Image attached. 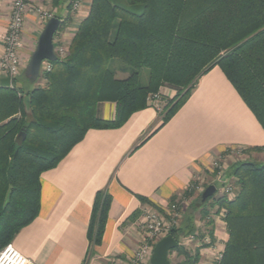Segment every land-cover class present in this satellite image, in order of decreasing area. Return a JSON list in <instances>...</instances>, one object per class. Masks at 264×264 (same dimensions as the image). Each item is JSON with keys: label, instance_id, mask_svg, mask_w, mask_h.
Masks as SVG:
<instances>
[{"label": "trees", "instance_id": "1", "mask_svg": "<svg viewBox=\"0 0 264 264\" xmlns=\"http://www.w3.org/2000/svg\"><path fill=\"white\" fill-rule=\"evenodd\" d=\"M115 61L120 65L113 68ZM214 67L264 131V0H90L65 59L51 63L29 89L14 87V80L11 88L0 87V251L37 217L41 174L87 131L121 127L148 106L150 95L169 88L175 96L159 114L161 128ZM143 69L148 70L144 87L139 85ZM118 71L127 77L118 79ZM106 103L115 105L113 119L99 116ZM228 176L234 198L214 200L213 195L202 202L203 191L191 202L168 233L179 243L168 259L176 253L183 257L178 264H195L199 250L214 242L213 217L223 211L227 239L216 264H264V163L234 162ZM110 202L107 193H96L87 230L90 254L101 242ZM196 214L210 226V239L192 256L180 240L194 232Z\"/></svg>", "mask_w": 264, "mask_h": 264}, {"label": "crops", "instance_id": "2", "mask_svg": "<svg viewBox=\"0 0 264 264\" xmlns=\"http://www.w3.org/2000/svg\"><path fill=\"white\" fill-rule=\"evenodd\" d=\"M76 1L79 7L74 11ZM11 2L0 0V38L9 23ZM28 3L51 12L63 23L53 38L57 49L68 47L88 14L90 0ZM45 24L33 12L25 17L20 76ZM116 77L125 79L127 73L118 71ZM163 89L174 95L173 90ZM115 109L114 104H103L99 116L113 119ZM160 123L159 113L147 106L117 129L87 131L54 168L41 174L38 215L10 245L34 264H84L88 257L96 264H118L132 256L140 241L139 218L147 205L139 198L150 201V208L163 211L196 176L210 173L214 159L238 148H264V131L218 67L200 78L177 112L158 129ZM143 139L146 141L132 151ZM99 191L107 193L111 202L101 242L90 254L87 230ZM220 214L214 220V242L199 250L195 264L217 263L227 239Z\"/></svg>", "mask_w": 264, "mask_h": 264}, {"label": "built area", "instance_id": "3", "mask_svg": "<svg viewBox=\"0 0 264 264\" xmlns=\"http://www.w3.org/2000/svg\"><path fill=\"white\" fill-rule=\"evenodd\" d=\"M79 7V2L73 3L72 8L76 11ZM35 13L45 23L53 18V14L41 8H32L28 0H12L10 7L9 23L5 34L0 38L2 43V54L0 55V78H9L11 83L21 74V63L19 52L22 48L21 31L24 19L27 13ZM57 59H65L67 56V47H59L55 49ZM51 70L50 62H43L40 67V75ZM155 96L147 98L148 106L153 107L158 113L159 108L155 105ZM240 150L241 149H236ZM214 175L213 186H218V194L227 200H232L235 196L234 187L227 177V166L222 161L221 157L214 159L211 164ZM191 183L186 191L202 193V189ZM186 202L179 197L175 204L169 205L165 210H155L146 206L139 218L140 241L131 257L124 261H118V264H145L152 254L155 244L168 233L179 226L184 213L186 212ZM223 219L224 212H221ZM209 244V241L203 242ZM221 258V253L217 256L218 262ZM86 263V262H85ZM0 264H34L32 261L19 254L10 244L5 246L0 251ZM86 264H96L94 259H89Z\"/></svg>", "mask_w": 264, "mask_h": 264}, {"label": "rangeland", "instance_id": "4", "mask_svg": "<svg viewBox=\"0 0 264 264\" xmlns=\"http://www.w3.org/2000/svg\"><path fill=\"white\" fill-rule=\"evenodd\" d=\"M28 14V13H27ZM26 14V15H27ZM26 17V16H25ZM25 20V19H24ZM24 25V23H23ZM23 28V26H22ZM21 35H22V31H21ZM22 41V38H21ZM120 65L119 62L115 61L111 64V67L115 68L118 67ZM147 81H148V70L147 69H143L140 72L139 75V85L144 87L147 85ZM14 87L16 88H23L24 85L29 89V87L31 86L32 83H30L29 81L26 80V78L22 75L19 76L17 79L14 80ZM12 84V83H11ZM169 89V88H167ZM155 96V105L159 108V114L162 112L163 107L165 105V101L168 99H172L175 96V92L174 95L170 96L168 93H166V90H164L163 88H161L159 90L158 94H153L150 95L149 97L152 98ZM148 97V98H149ZM257 154V153H256ZM254 154V152L251 153H244V151H240V150H234L231 152V154H224L221 156L222 161H224V164H226V166H229L231 164H233L234 162H239V161H247V162H252L256 165H262L264 163V154L263 155H256ZM227 177L230 178L228 176L229 174V169H227ZM232 185H233V180L230 179ZM214 182V175L212 172V168L210 173L208 174H201L198 175L194 178L193 183H196L195 185L199 186V188L202 189V192L206 189L207 186L213 184ZM234 186V185H233ZM218 186L216 187V193L214 194V200L218 199L220 197V195L218 194ZM199 196V193H194L192 195V197L190 198H184L186 202V208H189V205L191 202H193L195 199H197V197ZM212 203V201H210L208 203V206ZM186 209V211H187ZM216 207L213 208L211 210V217L213 216L214 212H216ZM222 212V211H221ZM220 212V213H221ZM196 222H195V230L192 233V235L188 236L186 239H181L180 240V244L183 246L184 249L188 250V252H190V254L193 256L194 255V250L197 246H201L202 244H204L203 242L205 241H209L210 236L207 234L208 230L210 229V226L207 227L206 225V221L205 223L199 220V216L196 214ZM216 217H213V220H215ZM89 261V257L86 260V263ZM183 261V257L182 256H177L176 253H173L170 255L169 257V262L170 264H178L180 262ZM84 263V264H86Z\"/></svg>", "mask_w": 264, "mask_h": 264}, {"label": "water", "instance_id": "5", "mask_svg": "<svg viewBox=\"0 0 264 264\" xmlns=\"http://www.w3.org/2000/svg\"><path fill=\"white\" fill-rule=\"evenodd\" d=\"M61 25V21L53 17L49 19L43 27L28 65L24 72V77L31 83L36 82L40 76V67L43 62L55 63L57 57L55 54V48L53 44V38ZM0 87L11 88V81L9 78H2L0 80ZM216 193L214 186L207 187L201 194L202 202H205L208 198ZM179 246V243L172 238L171 235H167L161 238L154 246L152 254L149 259V264H170L168 256L169 253L175 250Z\"/></svg>", "mask_w": 264, "mask_h": 264}]
</instances>
